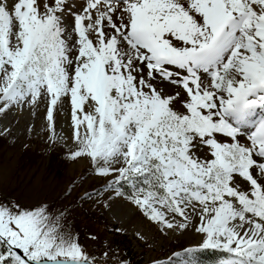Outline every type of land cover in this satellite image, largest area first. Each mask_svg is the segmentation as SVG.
<instances>
[{"label": "snow or ice", "instance_id": "snow-or-ice-1", "mask_svg": "<svg viewBox=\"0 0 264 264\" xmlns=\"http://www.w3.org/2000/svg\"><path fill=\"white\" fill-rule=\"evenodd\" d=\"M24 114L82 204L188 238L150 264H264V0H0V138ZM73 211L0 189V264H132Z\"/></svg>", "mask_w": 264, "mask_h": 264}, {"label": "rangeland", "instance_id": "rangeland-1", "mask_svg": "<svg viewBox=\"0 0 264 264\" xmlns=\"http://www.w3.org/2000/svg\"><path fill=\"white\" fill-rule=\"evenodd\" d=\"M66 119L60 121L64 128L61 134H66L65 127H69ZM28 120L27 114L9 116V121L15 124L13 136L0 138V189L6 187L29 201L48 199L58 206L71 203L74 209L70 217L72 227L79 232L80 243L98 257L104 252L111 256L119 250L127 253L132 264H150L152 258L163 257L168 250L187 241V237L172 233L161 236L153 225L139 218L132 217L133 222H118L108 207L91 206L86 200L82 204L84 191L95 187L97 182L86 178L83 162L65 158L63 147L48 145L40 135H27L24 129ZM57 131L60 132V127ZM73 184L76 187L72 195L65 199L67 189ZM134 226L146 230L147 243L130 231ZM116 227L124 231L117 233Z\"/></svg>", "mask_w": 264, "mask_h": 264}, {"label": "bare ground", "instance_id": "bare-ground-1", "mask_svg": "<svg viewBox=\"0 0 264 264\" xmlns=\"http://www.w3.org/2000/svg\"><path fill=\"white\" fill-rule=\"evenodd\" d=\"M66 118V117H65ZM8 120H9V117L7 118ZM63 120V119H62ZM67 124V123H66ZM65 129L66 130H68V127H65ZM67 133V132H66ZM108 207V209H109V211H110V213L112 214V216H113V218H114V220H116V221H129V222H133L132 221V217H124V218H118L116 215H115V213H114V209L111 207V206H107ZM124 223V222H123ZM127 224H128V222H126ZM132 225V224H131ZM125 226V225H124ZM133 226V225H132ZM124 228V227H123ZM127 230V229H126ZM135 230H139V231H141V232H143L144 234H145V236L147 235V232H146V230H144V229H142L141 227H136V226H134V228L133 229H131L130 231L132 232V233H135ZM149 235V234H148Z\"/></svg>", "mask_w": 264, "mask_h": 264}]
</instances>
